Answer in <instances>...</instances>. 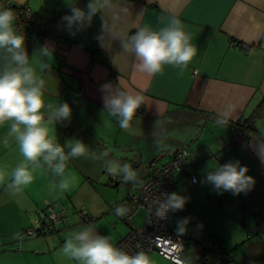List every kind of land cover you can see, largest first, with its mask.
<instances>
[{"label":"crops","instance_id":"0c3cea01","mask_svg":"<svg viewBox=\"0 0 264 264\" xmlns=\"http://www.w3.org/2000/svg\"><path fill=\"white\" fill-rule=\"evenodd\" d=\"M76 1L0 0V5L12 10L27 5L40 19L49 21L47 30L40 33L15 23L26 38L31 66L45 80V101L68 103L72 109L70 121L49 125L52 134L61 145L79 139L97 155L107 151L108 156L70 159L67 191L59 189L60 178L45 168L37 169L33 182L15 194L0 185V264H78L63 255V244L69 233L88 225L116 242L128 225L113 206L146 179L152 164L166 160L182 146L187 150V165L174 170L173 176L182 183L174 185L172 192L187 197L188 202L168 215L178 221L190 218L184 264L213 261L212 252L247 264L248 257H233L220 240L199 247L196 226L205 228L208 236L217 235L218 225L240 232L232 239L234 252L243 236L253 246L264 239V162L258 155V146L264 149V0L100 1V12L91 25L81 31L73 29V35L62 18L70 15L63 13ZM88 2L84 0L79 7L86 10ZM173 18L191 33L197 55L185 68L165 65L162 73L152 76L138 72L137 61L123 50L122 40L140 27L158 31ZM43 46L49 48L48 55L40 53ZM105 84H111L112 91L144 97L127 129L104 109L101 86ZM223 121L244 125L236 128ZM8 132V124L0 127V168L10 172L23 157ZM107 159L131 164L138 179L124 182L111 175L104 167ZM229 161H239L254 178L246 193H218L206 181L209 171ZM189 173L195 183L188 179ZM80 205L92 216L90 223L75 214ZM47 206L62 212L65 220L37 235L19 237L23 228L45 215ZM131 218L140 225L143 210ZM172 224L170 229H176L177 222L172 219ZM251 236L260 241L250 242ZM188 243L192 245L189 251ZM149 255L156 264H175L155 251Z\"/></svg>","mask_w":264,"mask_h":264},{"label":"clouds","instance_id":"9594fccd","mask_svg":"<svg viewBox=\"0 0 264 264\" xmlns=\"http://www.w3.org/2000/svg\"><path fill=\"white\" fill-rule=\"evenodd\" d=\"M100 7V0H89L86 10L72 5L71 14L62 19L74 35L73 29L81 31L91 25ZM15 22L13 10L0 5V127L9 125L8 135L14 137L23 157L10 172L0 168V185H6L15 194L33 182L37 169L45 168L60 178L59 189L67 191L70 184L65 173L70 159L87 157L98 160L107 157L108 152L97 155L79 139L61 145L56 135L52 134L49 125L70 121L72 109L68 103L45 101V80L31 66L25 48L26 38ZM103 27L105 29V20ZM192 40L191 33L185 31L182 21L173 18L158 31L147 26L140 27L126 40H122V47L134 55L138 72L152 76L162 73L165 65L187 67L198 52ZM40 53L48 55L49 48L43 46ZM101 91L105 93L102 98L105 111L117 119L121 128L127 129L144 103V97L119 90L112 91L111 84L102 85ZM258 155L264 162V149L259 146ZM104 167L108 173L120 176L124 182H135L138 179L137 171L127 162L107 159ZM248 171L239 161H229L209 171L206 181L218 193L230 191L239 195L249 191L255 183L254 178L247 175ZM193 182H196L195 179ZM187 202L188 198L177 192L162 193L156 200V216L166 219L170 212L182 210ZM115 211L117 215L123 216L128 209L121 205ZM189 220L183 218L177 221L178 236L187 232ZM62 252L78 264H156L148 252L140 250L130 253L115 245L111 236L100 235L92 225L69 233Z\"/></svg>","mask_w":264,"mask_h":264},{"label":"built area","instance_id":"2783aa9c","mask_svg":"<svg viewBox=\"0 0 264 264\" xmlns=\"http://www.w3.org/2000/svg\"><path fill=\"white\" fill-rule=\"evenodd\" d=\"M83 1L77 0L73 5L79 7ZM100 1L107 2L108 0ZM16 13L26 30L40 33L47 30L49 26L48 20L40 19L27 5L17 7ZM63 14H71V7ZM186 162V148L182 146L173 149L166 160L152 164L146 179L141 184L131 189L124 199L116 202L113 206L115 213V209L121 205L128 209L126 215H118L127 223L128 229L114 242L115 245L123 247L130 253L140 250L148 253L155 251L175 264L185 263L183 245L188 233L178 236L176 229L168 228L169 215L166 219L156 216V200L161 197L162 193H171L174 185L182 183V179L175 178L173 172L186 166ZM188 179L193 180L194 175L189 173ZM138 209L143 210V220L140 225L135 224L131 218ZM74 212L85 223H90L93 219L83 205L78 206ZM65 218L66 216L62 212H56L52 210L51 206H47L45 215L36 219L34 224L23 228L18 236L37 235L44 229L57 227Z\"/></svg>","mask_w":264,"mask_h":264},{"label":"rangeland","instance_id":"374dc122","mask_svg":"<svg viewBox=\"0 0 264 264\" xmlns=\"http://www.w3.org/2000/svg\"><path fill=\"white\" fill-rule=\"evenodd\" d=\"M172 219L175 220L176 222L178 221L177 217L170 218V216H168V221H167L168 228H172L174 226L172 224ZM222 224H224V223H222ZM196 227L199 228V231L201 232V234H200V232L196 233V234H198V244L197 245L199 247L207 248V247H209V244H211L212 240H214V241L220 240L221 243L224 245L225 249H226V247H228L229 252L232 251L233 257L239 258V256H240L241 260H244L246 257H248V261H247L248 263L247 264H264V243L262 242V241H264V239L261 240L260 244L253 246V245H250L247 242V240H245V238H243L244 237L243 236L242 238H240L242 240L239 243L240 244L239 247L234 252V250L232 249V246H233L232 239H233L235 234L240 233V232L234 233L231 228H229V227L226 228L224 225H218L215 228L217 235L214 236L213 234H210L208 236V234H207L208 232L205 228H200V225H198ZM187 228H188V225H187ZM193 234H195V230H194ZM240 235L241 234H239V237H240ZM196 238H197V236H196ZM250 238L253 239V240L252 239L249 240L250 242L260 241L258 236L255 237V239H254V236H251ZM240 239L238 241H240ZM188 244H186V246H188L187 249L189 251L190 248L192 247V245H190V243H188ZM197 245H196V247H197Z\"/></svg>","mask_w":264,"mask_h":264},{"label":"water","instance_id":"95a60500","mask_svg":"<svg viewBox=\"0 0 264 264\" xmlns=\"http://www.w3.org/2000/svg\"><path fill=\"white\" fill-rule=\"evenodd\" d=\"M15 16L18 19L16 14ZM211 255L215 258L213 261L207 259H200L197 264H237L234 260H231L230 256L228 255L215 254L213 252L211 253Z\"/></svg>","mask_w":264,"mask_h":264},{"label":"trees","instance_id":"16d2710c","mask_svg":"<svg viewBox=\"0 0 264 264\" xmlns=\"http://www.w3.org/2000/svg\"><path fill=\"white\" fill-rule=\"evenodd\" d=\"M17 7H20V6H17ZM17 7L13 8V12H14V14H16V15H17V13H16V8H17ZM32 12H33V11H32ZM17 17H18V15H17ZM18 19H19V17H18ZM18 19H16V20H17V24H20V25L22 24V25H24V24L21 22V20H20V19L18 20ZM223 122H225V121H223ZM225 123H228V124H230L231 126L236 127V128H238V126H240V124H241V125H244L243 122H240V123H239V121H237L236 123H233V122H225ZM238 124H239V125H238ZM244 127L247 129V128H248V125H245ZM243 129H244V128H243ZM244 131H245V130H244ZM186 165H187V162H186Z\"/></svg>","mask_w":264,"mask_h":264}]
</instances>
